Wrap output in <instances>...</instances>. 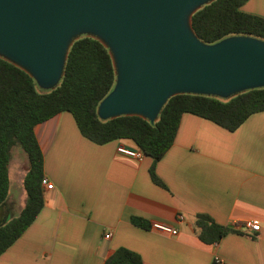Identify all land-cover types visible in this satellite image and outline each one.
<instances>
[{
  "label": "crops",
  "instance_id": "1",
  "mask_svg": "<svg viewBox=\"0 0 264 264\" xmlns=\"http://www.w3.org/2000/svg\"><path fill=\"white\" fill-rule=\"evenodd\" d=\"M242 10L264 18V0H248ZM35 135L54 188L44 189L43 209L0 264H104L121 247L144 264H264V111L234 132L183 114L174 144L156 163L163 185L152 180L153 159L139 158L135 143L96 144L69 112L37 125ZM25 164L14 176L20 188L9 195L4 215L25 205L18 199L27 197ZM199 214L237 232L206 244L195 229ZM134 217L179 233L137 227Z\"/></svg>",
  "mask_w": 264,
  "mask_h": 264
},
{
  "label": "water",
  "instance_id": "2",
  "mask_svg": "<svg viewBox=\"0 0 264 264\" xmlns=\"http://www.w3.org/2000/svg\"><path fill=\"white\" fill-rule=\"evenodd\" d=\"M215 0H0V58L55 90L82 37L101 42L115 68L98 117L158 121L167 102L191 94L237 97L264 88V40L230 36L206 44L193 15Z\"/></svg>",
  "mask_w": 264,
  "mask_h": 264
},
{
  "label": "trees",
  "instance_id": "3",
  "mask_svg": "<svg viewBox=\"0 0 264 264\" xmlns=\"http://www.w3.org/2000/svg\"><path fill=\"white\" fill-rule=\"evenodd\" d=\"M247 1L215 0L197 11L192 25L200 40L215 44L239 35L264 40V18L244 12L242 6ZM115 81L109 50L86 36L71 47L65 74L55 90H42L27 72L0 58V256L32 225L44 207V157L35 135L37 125L69 112L81 134L96 144L131 140L143 155L153 159L150 176L155 183L163 185L156 175V163L174 144L183 114L196 115L234 132L251 115L264 111V88H260L229 100L178 95L167 102L155 123L138 116L103 121L97 115V108L112 91ZM16 146L27 155L23 179L27 197L20 213L6 219L2 210L9 197L10 163ZM132 223L151 228L150 223L139 217H134ZM195 229L206 244L217 243L237 232L233 225H220L207 214L197 216ZM104 264L144 263L139 254L121 247Z\"/></svg>",
  "mask_w": 264,
  "mask_h": 264
},
{
  "label": "rangeland",
  "instance_id": "4",
  "mask_svg": "<svg viewBox=\"0 0 264 264\" xmlns=\"http://www.w3.org/2000/svg\"><path fill=\"white\" fill-rule=\"evenodd\" d=\"M13 153V159L10 163V178H11V183H10V191H9V195L11 196V198L16 197V194L18 193V186L17 183H15V174H18L17 170H20V168L22 167V164L24 162L27 161V155L26 153L22 150L21 147L16 146L14 147V149L12 150ZM20 173V172H19ZM17 177V176H16ZM20 177V175H19ZM22 187V185H21ZM19 195V194H18ZM19 199V206H23L25 203V200L22 202L20 199V196L18 197ZM20 213V208L18 209H13L12 211H10L7 215H6V219H11L15 216H17Z\"/></svg>",
  "mask_w": 264,
  "mask_h": 264
},
{
  "label": "built area",
  "instance_id": "5",
  "mask_svg": "<svg viewBox=\"0 0 264 264\" xmlns=\"http://www.w3.org/2000/svg\"><path fill=\"white\" fill-rule=\"evenodd\" d=\"M137 156L141 158L143 156V153L141 151H138ZM42 186L46 190H52L54 188L53 184H51L46 178L42 181ZM179 220L183 221L184 217L179 216ZM151 227L156 230L168 233L172 236H176L179 233V229L172 227L170 225H167V224L159 223V222H154L153 224H151ZM249 227H251V229L254 231H258L260 229V226L257 223H249ZM110 237H111V234L108 233L106 235V238H110ZM217 263H221V260L218 259Z\"/></svg>",
  "mask_w": 264,
  "mask_h": 264
}]
</instances>
